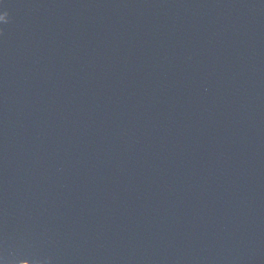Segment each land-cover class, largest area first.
Instances as JSON below:
<instances>
[{
	"label": "water",
	"instance_id": "obj_1",
	"mask_svg": "<svg viewBox=\"0 0 264 264\" xmlns=\"http://www.w3.org/2000/svg\"><path fill=\"white\" fill-rule=\"evenodd\" d=\"M2 264H264V0H0Z\"/></svg>",
	"mask_w": 264,
	"mask_h": 264
},
{
	"label": "snow or ice",
	"instance_id": "obj_2",
	"mask_svg": "<svg viewBox=\"0 0 264 264\" xmlns=\"http://www.w3.org/2000/svg\"><path fill=\"white\" fill-rule=\"evenodd\" d=\"M0 264H2V261H0Z\"/></svg>",
	"mask_w": 264,
	"mask_h": 264
}]
</instances>
